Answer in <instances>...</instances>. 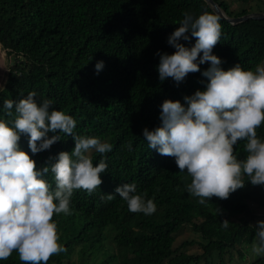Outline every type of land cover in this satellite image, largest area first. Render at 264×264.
<instances>
[{"label":"trees","instance_id":"trees-1","mask_svg":"<svg viewBox=\"0 0 264 264\" xmlns=\"http://www.w3.org/2000/svg\"><path fill=\"white\" fill-rule=\"evenodd\" d=\"M214 1L230 17L253 10H234L226 0ZM185 13L194 18L216 15L204 0H0V46L12 56L0 85V120L11 126L16 116L15 107L11 116L6 114L4 100L18 102L34 92L38 102L52 101L50 110L75 119L76 135L95 136L113 146L103 157L89 153L94 166L101 158L108 164L102 185L92 195L75 191L72 214L54 215L67 251L48 264H264V256L245 255L255 241L257 221H264L255 213L264 209V186H254L245 177V186L228 199L213 197L200 205L185 190L191 178L179 171L173 157L150 149L143 136L145 128L161 126L166 99L183 104L185 96L206 88L201 73L208 63L179 84L171 78L159 80L157 53L175 51L167 40ZM219 23L222 36L213 54L222 60L223 70L240 64L254 71L264 58V19L233 24L219 17ZM181 43L191 47L195 38ZM99 61L104 66L97 71ZM257 134L264 139V124ZM59 135L61 140L50 150L35 155L28 136L22 135L19 145L42 169L61 151L74 149L71 135ZM245 143L234 146L239 159L246 158ZM45 178L54 189L53 174ZM125 183H135L137 194L152 199L156 212H129L114 191ZM109 194L114 198L108 199ZM224 220L229 221L227 229ZM185 229L197 237L177 241ZM0 264L23 262L13 252Z\"/></svg>","mask_w":264,"mask_h":264},{"label":"clouds","instance_id":"clouds-1","mask_svg":"<svg viewBox=\"0 0 264 264\" xmlns=\"http://www.w3.org/2000/svg\"><path fill=\"white\" fill-rule=\"evenodd\" d=\"M221 36L218 16L184 14L167 40L175 51L157 53L159 80L171 78L179 84L208 63L201 73L207 78L206 88L185 96L183 104L166 99L161 105V126L143 130L149 148L173 157L179 171L191 178L185 190L205 206L213 197L228 199L245 186V177L254 186H264V139L257 134L264 124V63L257 64L254 71L240 64L223 70L222 60L213 54ZM192 38L195 44L191 47L181 43ZM103 66L99 61L95 68L99 71ZM35 97L31 92L18 102H3L6 114L11 116L15 107L16 116L11 126L0 120V260H8L16 252L23 264H48L51 257L67 251L60 243L54 215L72 214L75 191L92 195L102 185L101 174L108 164L101 158L94 166L89 153L95 151L103 157L113 146L95 136L76 135L71 115L50 110L51 100L38 102ZM59 133L71 135L75 147L71 152L61 151L50 166L38 168L20 148L21 136L26 135L33 155L50 150L61 140ZM239 141L246 142L244 159L238 158L234 147ZM127 147L133 150L131 143ZM49 172L54 176V189L45 178ZM114 191L131 213L152 215L157 210L152 199L137 194L135 183L119 185ZM218 212L216 209L215 214ZM257 226L252 250L264 256V221H257ZM222 227L227 229L229 221L224 220Z\"/></svg>","mask_w":264,"mask_h":264},{"label":"rangeland","instance_id":"rangeland-1","mask_svg":"<svg viewBox=\"0 0 264 264\" xmlns=\"http://www.w3.org/2000/svg\"><path fill=\"white\" fill-rule=\"evenodd\" d=\"M229 4L230 7L234 10H238L241 8H250L251 6L253 7L251 12H262L261 10L263 9L264 6V0H249V2H244L241 0H226ZM9 64H12V56L9 54H6V51L0 46V85H2L6 79V74L8 71ZM256 215H258L260 218H264V209H257L255 210ZM192 238V237H197L195 234L190 229H185L182 231V234L177 237V241H180L183 238ZM253 246V245H252ZM190 249H197L196 246H190ZM246 258L249 256L255 257L256 254L253 252L252 248H249L248 252L245 253ZM248 255V256H247ZM74 257V255L72 256Z\"/></svg>","mask_w":264,"mask_h":264},{"label":"water","instance_id":"water-1","mask_svg":"<svg viewBox=\"0 0 264 264\" xmlns=\"http://www.w3.org/2000/svg\"><path fill=\"white\" fill-rule=\"evenodd\" d=\"M204 1L211 7L213 12L217 16L233 24L247 19H257V20L264 19V12H250L237 17H230L225 14V12L221 9L220 5L216 3L214 0H204ZM262 63H264V58Z\"/></svg>","mask_w":264,"mask_h":264}]
</instances>
